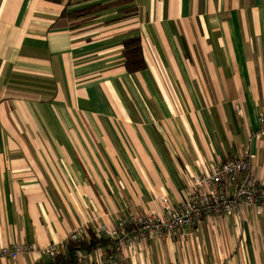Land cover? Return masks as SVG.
I'll return each instance as SVG.
<instances>
[{"label": "crops", "instance_id": "1", "mask_svg": "<svg viewBox=\"0 0 264 264\" xmlns=\"http://www.w3.org/2000/svg\"><path fill=\"white\" fill-rule=\"evenodd\" d=\"M0 0V248L33 253L126 214L180 206L192 178L251 155L264 180V0ZM139 37L145 68L126 71ZM232 188H228L230 192ZM100 247L82 253L92 262ZM123 264H264V210L203 218L123 252ZM2 264H8L2 262Z\"/></svg>", "mask_w": 264, "mask_h": 264}, {"label": "built area", "instance_id": "2", "mask_svg": "<svg viewBox=\"0 0 264 264\" xmlns=\"http://www.w3.org/2000/svg\"><path fill=\"white\" fill-rule=\"evenodd\" d=\"M258 131L252 136L264 137V111L258 115ZM232 188L228 192V188ZM163 212L142 215L126 214L114 226H100L91 232L114 242V251L105 253L96 263L78 255L76 264H123V252L136 244L160 241L179 233L186 226L194 227L203 218H219L241 214L245 208L264 210V180L251 174V155L245 151L239 158L227 160L212 168L209 176L195 177L190 182V197L180 206H173L163 198ZM86 238V230L71 232L63 242L44 250L47 259H52L66 249L68 242H79ZM32 246L12 243L0 248V264H17L18 258L33 253Z\"/></svg>", "mask_w": 264, "mask_h": 264}, {"label": "trees", "instance_id": "3", "mask_svg": "<svg viewBox=\"0 0 264 264\" xmlns=\"http://www.w3.org/2000/svg\"><path fill=\"white\" fill-rule=\"evenodd\" d=\"M58 1V0H51ZM118 9L121 17L118 20L126 19L136 13L134 0H117L107 5H97L85 9L67 13L69 19H76L87 16H95L104 11ZM123 63L127 72L135 73L145 68L141 41L139 37H132L123 42ZM106 248V253L111 254L114 251V242L104 240L94 235L91 230L87 231L86 238L79 242H68L64 252L58 254L52 259H48L45 264H76L78 255L82 253H91L97 248Z\"/></svg>", "mask_w": 264, "mask_h": 264}]
</instances>
